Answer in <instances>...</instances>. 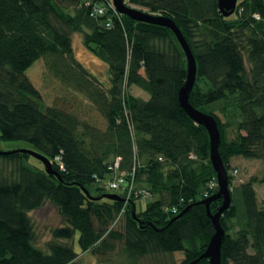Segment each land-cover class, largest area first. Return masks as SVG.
I'll list each match as a JSON object with an SVG mask.
<instances>
[{"label": "trees", "instance_id": "trees-1", "mask_svg": "<svg viewBox=\"0 0 264 264\" xmlns=\"http://www.w3.org/2000/svg\"><path fill=\"white\" fill-rule=\"evenodd\" d=\"M110 1L0 0V140L31 144L59 174L47 173L37 159L39 166L29 163L32 156L25 152L0 154L10 167L7 174L0 170V264H75L70 242L76 232L81 251L102 263L119 248L123 264H158L157 256L174 252L183 253L179 264H188L214 232L198 203L215 177L208 133L177 99L186 77L184 53L170 29L125 15L117 20L107 8ZM123 2L172 19L187 40L196 62L188 101L216 120L218 150L232 185L229 207L219 217L225 232L220 262L264 264V207L253 188L264 183V0H237L229 16L220 13L217 0ZM99 5L106 8L103 15L92 12ZM74 33L106 64L105 82L75 59ZM40 58L54 78L95 107L105 119L103 129L75 112L44 105L25 74ZM131 86L148 98L130 94ZM56 156L63 170L53 161ZM116 157L120 170L134 171L136 186L156 195L140 212L134 198L104 197L106 186L99 183ZM232 157L259 159L261 176L234 186ZM180 199L176 214L164 210ZM46 201L62 223L51 230L44 251L35 243L30 212ZM221 202L211 201L209 211L215 213ZM187 205L190 209L173 219Z\"/></svg>", "mask_w": 264, "mask_h": 264}, {"label": "rangeland", "instance_id": "rangeland-1", "mask_svg": "<svg viewBox=\"0 0 264 264\" xmlns=\"http://www.w3.org/2000/svg\"><path fill=\"white\" fill-rule=\"evenodd\" d=\"M72 47L75 59L85 66L100 82L107 79L106 64L99 60L89 49L83 46L81 36L79 33L72 34ZM26 76L34 87L39 91L45 106L55 105L63 108L66 111L75 112L80 119H83L91 124L103 129L106 125L105 119L95 109V107L86 100L81 94L65 87L56 78H54L45 68L44 60L38 59L35 61L25 72ZM129 93L135 97L146 100L148 95L146 92L138 87L131 86ZM221 120L223 118L216 112ZM227 138L233 137V132L227 130ZM15 149H33V146L22 140H0V151H8ZM29 163L39 166V162L31 157ZM9 164L0 160V170L2 173L7 174ZM229 173L235 168L237 173L233 176V185L247 181L250 177L255 176L259 178L262 174V164L259 159H245L242 157H234L230 161ZM99 185H105V181H101ZM93 188V185L90 186ZM253 188L256 193V200L258 206L264 207V183H253ZM105 193L120 194V191L112 192L105 188ZM156 195L150 198L135 199L134 205L136 212L145 209L146 205L153 201ZM30 217L34 226L35 243L37 246L45 249V244L51 239V230L54 227L60 226L62 219L59 216L56 208L46 201L42 207L30 212ZM78 233L76 232L70 244L73 250L77 253L75 264H123L125 261L124 255L121 254L119 248L110 255V259L106 263H102L94 255L88 252H82L78 242ZM158 264H179L183 259V253L174 252L171 254H161L156 257ZM148 262V261H147ZM146 264H154L155 262L149 261Z\"/></svg>", "mask_w": 264, "mask_h": 264}, {"label": "water", "instance_id": "water-1", "mask_svg": "<svg viewBox=\"0 0 264 264\" xmlns=\"http://www.w3.org/2000/svg\"><path fill=\"white\" fill-rule=\"evenodd\" d=\"M217 2H218V7L220 11L222 12V14L224 16H229L234 12L237 0H217ZM111 4L116 9V11L128 16L132 20L167 27L175 35L180 47L182 48L184 52V57L186 58V77H185L183 85L178 90V94H177L178 103L181 106V108L185 111V113L196 124L202 125L208 133L209 160L215 172V178L218 184V190L215 194L211 195L208 198L198 201V203H201L205 206L206 214L211 220V224H212L214 232L210 236L204 252L199 256V258H197L196 260L192 262H189L188 264H193L200 258H207L209 261V264H221L220 247L224 239L225 232L222 226L220 225L219 217L221 213L224 210H226L230 204V193L228 190V176H227V170L224 164L222 163V160L220 158L219 151H218L220 135H219V130L217 127L216 120L214 119L212 115L204 113L192 107V105L188 101V95L193 87L195 76H196L195 58L183 34L181 33L180 29L177 27V25L174 23L172 19L168 17H164V16H156V15L147 14L138 9L125 5L123 0H111ZM13 151L25 152L37 158L38 160L42 162L44 169L47 173L55 174L56 176H59V174L52 169L50 161L43 155L33 150L15 149V150H9V151H0V154L6 155ZM83 190L85 193H87L85 189ZM104 197L107 199L116 200V201L125 200L121 198L119 195L113 194V193L104 194ZM217 198H221L222 200L221 205L219 206V208L217 209L215 213H211L209 211V203L212 200H215ZM190 207H191L190 205H187L186 207H184L173 219H176L180 217L181 215H183L184 213H186L190 209ZM131 216L133 219H136L134 208L131 211Z\"/></svg>", "mask_w": 264, "mask_h": 264}, {"label": "built area", "instance_id": "built-area-1", "mask_svg": "<svg viewBox=\"0 0 264 264\" xmlns=\"http://www.w3.org/2000/svg\"><path fill=\"white\" fill-rule=\"evenodd\" d=\"M110 8L112 12H116V9L113 7L111 2L107 4V8ZM105 7L102 5L96 6L93 9V13L97 15H103L105 12ZM114 14V13H113ZM115 15V14H114ZM109 24L108 22L106 23ZM55 164L59 166L61 170H63V165L61 163L60 157L56 156L53 158ZM109 175L105 178V186L107 189L111 190L112 192L120 191V195L123 196L125 202H127L130 198L139 199V198H146L149 196V191L145 188H140L136 186L134 181V171L125 172L120 170L119 168V160L116 159L114 162L109 164ZM235 170L233 171V175ZM213 185V184H211ZM183 200L180 199L178 205L171 206V207H164L165 211H170L172 214H176L178 212V207L182 205Z\"/></svg>", "mask_w": 264, "mask_h": 264}, {"label": "bare ground", "instance_id": "bare-ground-1", "mask_svg": "<svg viewBox=\"0 0 264 264\" xmlns=\"http://www.w3.org/2000/svg\"><path fill=\"white\" fill-rule=\"evenodd\" d=\"M90 2L88 1L86 4L88 5ZM237 3V2H236ZM217 7H218V2H217ZM235 8H236V6H235ZM139 10V9H138ZM218 10L220 11V9H219V7H218ZM141 11V10H140ZM143 12V11H142ZM234 12H235V10H234ZM233 12V13H234ZM111 13H114L115 14V17H116V19L117 20H120V17H121V15H124V14H121V13H119L118 11H116V12H111ZM220 13L222 14V12L220 11ZM232 13V14H233ZM148 14V13H147ZM223 15V14H222ZM126 16V15H125ZM224 16V15H223ZM128 17V16H127ZM252 17L255 19V20H260L261 19V17H260V15L259 14H256V13H254L253 15H252ZM106 26L107 27H109L110 25L108 24H106ZM172 32V31H171ZM174 35V34H173ZM174 37H175V35H174ZM176 38V37H175ZM185 38V37H184ZM177 40V39H176ZM186 40V39H185ZM186 42H187V40H186ZM188 43V42H187ZM182 49V48H181ZM183 51V50H182ZM184 53V52H183ZM184 59H185V66H186V58L184 57ZM185 71H186V67H185ZM196 77V76H195ZM195 81V80H194ZM9 151V150H8ZM34 151V150H33ZM219 151V150H218ZM36 152V151H35ZM220 155V154H219ZM33 157V156H32ZM33 158H35V157H33ZM119 161H120V158L119 157H116ZM221 158V157H220ZM232 158H234V157H232ZM231 158V159H232ZM35 159H37V158H35ZM231 159H230V161H231ZM38 160V159H37ZM40 161V160H39ZM210 161V160H209ZM231 173H233V171H231ZM237 173V171L235 170V173L234 174H236ZM241 183V182H240ZM211 184H213V185H211ZM214 189H216V191L215 192H213V193H210L211 191H213ZM231 189H232V185L231 186H229V183H228V190H229V192L231 191ZM109 190V189H108ZM217 190H218V184H217V181H216V178L214 177V178H212L208 183H207V185H206V188H205V190L203 191V193H202V196H203V198H201L200 200H202V199H205V198H208V197H210L211 195H213V194H215L216 192H217ZM111 191V190H110ZM153 196V194L149 191V196H147L146 198H150V197H152ZM191 201V200H190ZM213 201V200H212ZM222 201V200H221ZM178 203H179V201H178ZM177 203V204H178ZM210 204V203H209ZM221 205V204H220ZM229 207V206H228Z\"/></svg>", "mask_w": 264, "mask_h": 264}, {"label": "crops", "instance_id": "crops-1", "mask_svg": "<svg viewBox=\"0 0 264 264\" xmlns=\"http://www.w3.org/2000/svg\"><path fill=\"white\" fill-rule=\"evenodd\" d=\"M240 182H241V180H240Z\"/></svg>", "mask_w": 264, "mask_h": 264}]
</instances>
